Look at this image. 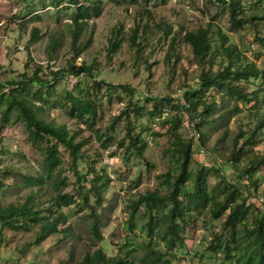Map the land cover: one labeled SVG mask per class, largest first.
Wrapping results in <instances>:
<instances>
[{"label": "rangeland", "instance_id": "374dc122", "mask_svg": "<svg viewBox=\"0 0 264 264\" xmlns=\"http://www.w3.org/2000/svg\"><path fill=\"white\" fill-rule=\"evenodd\" d=\"M78 1L88 5L96 1L100 7L99 14L92 15L81 27L77 43L79 54L71 45V23L76 15V6L69 0H0V84L16 79L21 73L30 75L38 68L42 77L70 65L93 68L101 85L90 88L89 96L96 102V116L89 125L80 122L75 113L77 107L68 96L74 86L84 83L82 77H62L43 87L31 85L21 97L32 101L38 117L56 126H65L85 141V156L96 162L102 173L99 183L104 184L100 206L92 194L89 198V203L100 215L103 240L94 242L90 239L88 209L78 202L60 210L66 215L65 226L68 229L37 245L34 244L37 228L29 226L9 231L0 226V264H76L85 252L97 247L109 253L116 252L126 235L123 224L132 202L139 193L160 189L163 174L172 164L166 152L168 143L162 118L147 115L153 103L147 99L169 95L176 101L184 85H197L199 68L192 59L190 48L181 40L185 31L195 30L210 21L228 36L229 45L235 46L245 61L253 62L264 72V0H240L243 7L248 6L245 15L254 16V19L258 17V20L253 19L237 30L230 29L229 7L220 8L208 0ZM146 21L151 28L146 35H139L146 39L145 50L141 57L135 59L129 48V35L137 23L143 29ZM163 22L172 25L177 35L176 51L180 60L174 72L164 63L167 43L158 40V35L154 36V26ZM34 28L38 30L39 39L32 43ZM116 28L121 29V46L109 55V40ZM54 39L55 46L51 44ZM145 59L147 64H143ZM120 83L135 87L140 101L145 103L146 115L130 116L137 123L135 132H141L146 142L142 157L125 155L119 145L120 140L126 137L124 120L104 136V129L111 128L113 118L124 106V100L118 98L108 84ZM245 90L256 93L255 102L235 103L227 96L222 99L217 91H210L209 95L214 97L218 107L210 116L213 122L201 130L199 139L196 134L191 136L194 132L187 119L182 124V137L193 140L192 170L200 165L208 168L214 164L221 169L222 176L231 181L237 179L236 165L228 163L227 158L232 140L239 131L249 134L264 120V76L247 84ZM5 94H0V208L19 205L31 195L35 209H49L46 200L53 192L51 181L55 175L46 178L44 145L31 141L27 123L14 109L3 118ZM258 134L255 151L264 153V127ZM60 151L66 164L68 154ZM212 158L217 162L213 163ZM61 172L68 183L64 193H71L74 176L66 165ZM261 175L259 172L254 176L258 190L248 196V202H255L264 210V177ZM27 178L36 181L43 178L44 181L32 190L25 182ZM208 178L211 185L216 182L215 177ZM221 223L222 219L213 220L204 211L184 229V247L168 254L172 263L234 264L232 261L223 262L220 252L213 255L208 248L214 233L220 231ZM151 243L161 252H166L164 243L157 238Z\"/></svg>", "mask_w": 264, "mask_h": 264}, {"label": "trees", "instance_id": "16d2710c", "mask_svg": "<svg viewBox=\"0 0 264 264\" xmlns=\"http://www.w3.org/2000/svg\"><path fill=\"white\" fill-rule=\"evenodd\" d=\"M69 1L76 6V15L71 23V45L77 50L82 25L92 15H98L100 7L96 1L92 2V5L78 0ZM208 1L220 8L229 7L231 30H237L254 19V16L245 15L248 6L246 4L243 7L240 0ZM143 15L144 13L141 14ZM243 18L246 21H243ZM256 18L254 20H258V17ZM150 28L147 21L143 29L137 23L129 35V48L135 59L141 57L145 50L146 39L139 35H146ZM154 29L156 30L154 36L158 35V40L167 43L164 63L174 72L180 60L176 51V32L173 31L172 25L164 22L154 26ZM120 33V28L112 31L107 49L109 55L115 53L121 46ZM31 35L32 43L39 39L36 28ZM181 40L190 48L192 59L199 68L196 87L184 85L182 87L184 90L180 92L176 101L169 95L147 99L153 102L147 115L150 118H162L161 124L165 127L168 143L166 152L170 160L172 159V164L163 174L160 189L139 193L132 202L123 224L126 235L116 248V252L109 253L97 247L85 252L76 264H173L168 254L184 247V229L204 211H207L213 220L222 219L220 231L214 233L208 246L211 254L220 252L223 262L264 264V210L255 202H248V196L258 190L254 176L260 172L264 177V153L255 151L258 132L264 127V120L260 121L249 134L239 131L233 138L227 158L228 163L236 165L237 179L233 181L222 176L221 169L214 164L208 168L200 165L192 170L190 165L193 140L185 139L180 134V128L186 119L194 132L191 136L196 134L198 139L201 130L213 122L214 119L210 116L218 107V103L209 95L212 90L219 92L222 99L227 96L235 103L255 102L256 93L247 92L245 86L264 76V72L253 62L245 61L243 54L235 46L229 45L228 36L210 21L205 26L185 31ZM51 44L55 46L56 40L54 39ZM79 52L81 51L77 50V54ZM145 63L147 64V59L143 60V64ZM40 72L41 69H34L30 75L21 73L16 79L0 84V94L6 93L3 118L14 109L27 123L31 141L44 145L43 165L46 178L55 175L51 181L53 192L46 200L49 209H35L36 207L31 204L33 199L29 195L19 205L10 204L0 208V226L9 231L23 230L29 226L37 228L34 240V244L37 245L49 236L67 230L66 215L60 210L80 202L88 209L90 239L101 242L103 237L100 215L89 203V198L92 194L97 206H100V192L104 184L99 183L102 180V173L96 167V162L85 156L83 150L85 141L65 126H56L38 117L32 101L21 97L31 85L43 87L55 83L62 77H82L84 83L74 86L68 96L77 107L75 113L80 122L89 125L96 116V102L89 96L90 88H98L101 81L96 79L97 75H94L93 68L86 65L78 67L70 65L65 69L50 71L46 77H42ZM108 87L116 92L118 98L124 100V106L113 118L111 128L104 129L103 132H106L104 136L109 134L114 125L124 120L126 140L121 139L119 145L125 155L135 154L142 157L146 142L141 132H135L137 123L131 120L130 116L146 115L145 103L140 101L137 89L129 83L108 84ZM59 149L68 154L66 164ZM212 162L217 161L212 158ZM64 165L74 176L71 193H64L68 187L61 172ZM209 176L216 179L212 185ZM38 180L27 178L25 182L33 190V187L41 185L44 181L43 178ZM154 238L164 243L166 252H161L151 243Z\"/></svg>", "mask_w": 264, "mask_h": 264}, {"label": "built area", "instance_id": "2783aa9c", "mask_svg": "<svg viewBox=\"0 0 264 264\" xmlns=\"http://www.w3.org/2000/svg\"><path fill=\"white\" fill-rule=\"evenodd\" d=\"M213 1V0H212Z\"/></svg>", "mask_w": 264, "mask_h": 264}]
</instances>
